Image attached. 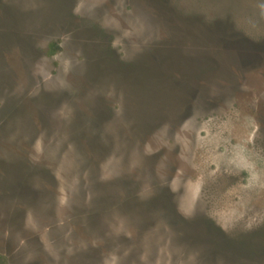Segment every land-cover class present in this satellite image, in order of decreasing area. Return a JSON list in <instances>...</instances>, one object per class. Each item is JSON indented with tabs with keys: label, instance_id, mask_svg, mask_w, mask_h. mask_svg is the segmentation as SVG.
I'll return each mask as SVG.
<instances>
[{
	"label": "rangeland",
	"instance_id": "obj_1",
	"mask_svg": "<svg viewBox=\"0 0 264 264\" xmlns=\"http://www.w3.org/2000/svg\"><path fill=\"white\" fill-rule=\"evenodd\" d=\"M255 261L264 0H0V264Z\"/></svg>",
	"mask_w": 264,
	"mask_h": 264
},
{
	"label": "trees",
	"instance_id": "obj_2",
	"mask_svg": "<svg viewBox=\"0 0 264 264\" xmlns=\"http://www.w3.org/2000/svg\"><path fill=\"white\" fill-rule=\"evenodd\" d=\"M239 240L240 239H237V241H234V242L230 243L233 246L232 245H229V246L225 245L226 248L231 246L234 251L238 250L237 252L240 253V255L238 254L236 258H238V257H242L243 258L244 257V258L248 259V258H250L251 254H253L252 253L253 249H256L257 251H259V249L256 248L255 244H254V247H253V245L251 244L252 243L251 241H248V243H246L247 241L245 242L244 240L243 241H239ZM238 242L246 243V244H241V243H238ZM255 251H253V252H255ZM255 263H256V261L253 262L252 264H255Z\"/></svg>",
	"mask_w": 264,
	"mask_h": 264
}]
</instances>
